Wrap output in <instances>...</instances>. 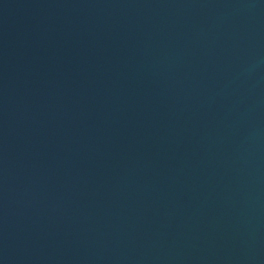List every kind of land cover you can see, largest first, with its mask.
Segmentation results:
<instances>
[{"label": "water", "instance_id": "95a60500", "mask_svg": "<svg viewBox=\"0 0 264 264\" xmlns=\"http://www.w3.org/2000/svg\"><path fill=\"white\" fill-rule=\"evenodd\" d=\"M0 264H264V0H0Z\"/></svg>", "mask_w": 264, "mask_h": 264}]
</instances>
